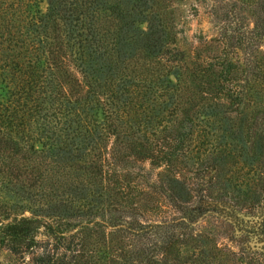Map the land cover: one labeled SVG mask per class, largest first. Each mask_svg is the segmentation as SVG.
Returning a JSON list of instances; mask_svg holds the SVG:
<instances>
[{
    "label": "trees",
    "instance_id": "trees-1",
    "mask_svg": "<svg viewBox=\"0 0 264 264\" xmlns=\"http://www.w3.org/2000/svg\"><path fill=\"white\" fill-rule=\"evenodd\" d=\"M168 7L0 0V264H198L194 197L234 217L232 165L264 131L222 126L235 101L204 90Z\"/></svg>",
    "mask_w": 264,
    "mask_h": 264
},
{
    "label": "rangeland",
    "instance_id": "rangeland-1",
    "mask_svg": "<svg viewBox=\"0 0 264 264\" xmlns=\"http://www.w3.org/2000/svg\"><path fill=\"white\" fill-rule=\"evenodd\" d=\"M166 2L174 24L175 45L190 62L197 55V60L208 67L204 90L209 93L211 84L217 81L222 84L218 96L224 104L230 98L235 101L231 110L218 111L222 126L228 128L232 122L235 127L236 122L244 127L246 121H252L251 128L264 131V0ZM40 6L43 8L44 2ZM210 64L216 73H225L223 68L229 64V72L212 81ZM144 165L151 174L155 172L146 162ZM232 166L234 217L211 211L206 197L196 196L191 203L193 209L204 203L210 210L199 214L193 224L209 236L198 264H264V238L258 230L264 220V157L251 165L237 161ZM226 251L235 254L225 255ZM7 260L9 254L0 246V261Z\"/></svg>",
    "mask_w": 264,
    "mask_h": 264
}]
</instances>
